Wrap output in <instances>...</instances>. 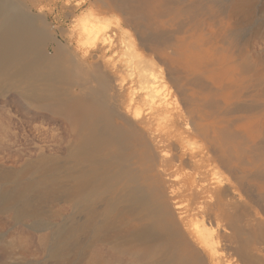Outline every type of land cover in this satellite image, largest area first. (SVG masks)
Instances as JSON below:
<instances>
[{"label": "bare ground", "instance_id": "6f19581e", "mask_svg": "<svg viewBox=\"0 0 264 264\" xmlns=\"http://www.w3.org/2000/svg\"><path fill=\"white\" fill-rule=\"evenodd\" d=\"M168 10L166 0H0V84L20 88L29 102L59 109L72 118L76 136L67 161L42 156L15 174L5 171L1 210L25 221L35 195L67 189L76 199L78 229L101 211L113 228L111 238L119 241L114 248L134 250L137 264H206L208 253L197 242L210 246V230L204 226L192 232L183 227L186 218L199 214L218 229L228 225L240 240L236 251L245 257L248 244L258 237L243 230L233 194L241 187L250 192L253 178H264V145L250 147L243 142V150L239 149L238 133L207 120L206 111L223 109L200 71L201 63L210 60L208 55L198 51L196 42L178 43L165 31L144 37L146 41L161 38L172 48L162 51L169 66L187 60L186 70L194 76L188 82L174 77L175 85L186 95L190 82L199 94L184 98L185 111L157 90L130 94L108 60L122 35L101 15L118 11L124 24L144 31L145 15ZM82 41L89 44L85 51L78 45ZM237 67L236 72L249 68ZM235 70L224 68L219 80ZM66 85L80 87L81 93L74 95ZM136 104L146 106L145 110H134ZM257 149L258 156L248 155ZM186 158L192 160L188 171L183 166ZM245 162L255 170L245 167ZM219 167L230 174L220 173ZM178 173L182 182L167 183L166 175ZM175 195L186 200L183 211L174 209ZM59 216L58 211L49 232L40 235L38 248L55 264H63L65 242L74 234L69 225L63 227ZM262 232L259 236L264 240ZM210 251L213 264H221L223 251L217 247ZM21 253L28 255V243ZM98 258L90 263L100 264Z\"/></svg>", "mask_w": 264, "mask_h": 264}, {"label": "rangeland", "instance_id": "374dc122", "mask_svg": "<svg viewBox=\"0 0 264 264\" xmlns=\"http://www.w3.org/2000/svg\"><path fill=\"white\" fill-rule=\"evenodd\" d=\"M166 1L169 4L168 11L145 15L142 20L144 31L135 25L124 24L123 15L118 11L101 15L106 17L112 27H117L122 35L119 44H115L114 50L108 54L111 68L115 66L112 69L116 70L125 88L132 91L130 94L153 93L157 90L158 94L185 111L184 98L199 94V89L190 82L186 95L178 92L175 85L174 77L188 82L194 76L186 70L187 60L169 66L162 51L171 52L172 48H167L161 38L146 41L144 37L165 31L175 36L178 43L184 42L181 39L196 42L198 51L206 53L210 59L199 66L206 75L204 81L220 97L223 107L222 111H206L207 120L238 133L242 141L236 143L239 149L243 150V142H249L250 147L264 145V0ZM178 9L182 10V15L177 13ZM78 45L81 51L89 47L84 41ZM238 65L249 66L248 71L236 72L239 70ZM227 67L237 70L219 80L222 70ZM69 87L74 95L81 93L80 87ZM69 87L66 85V88ZM233 94H239V97L235 98ZM140 105L136 104L134 110L144 111L146 106L141 105V108ZM75 137L72 118L57 108L29 102L20 88L0 84V187L5 171L15 174L28 164L38 162L42 156L67 161ZM258 152V149L256 152L251 150L248 155L257 153L258 156ZM185 162L184 170H191L192 160L186 158ZM244 166L255 170V166L248 162ZM217 171L224 175L230 174L221 167ZM179 175H166L167 183L177 185L182 182L183 177ZM250 185V192L241 187L233 194L237 212L242 214L243 230L258 237L248 244L245 257L242 252L236 251L240 248V240H236L238 238L228 225L218 229L215 222L209 223L199 214L186 218L183 224L185 229L196 232L206 226L210 230V246L197 242L202 251L208 253L206 264H213L210 254V248L213 247H217L220 253L223 251L221 264H264V240L259 236L264 231V178L254 177ZM67 191L48 190L41 197L35 195L25 221L16 220L0 209V264H55V259L49 258L50 254L38 251V248L40 235L49 232L58 211L63 227L69 225L74 232L65 242L68 249L62 252L63 264L73 261L92 264L90 260L93 257H99L100 264H137L134 250L114 248L119 241L111 238L113 228L101 211L84 229L83 226L78 229L75 220L78 213L76 199ZM173 202L177 206L174 208L176 211L184 210V198L175 195ZM37 220L44 222L46 227L37 224ZM116 227H121V224ZM27 243L28 255L24 256L21 251ZM229 251L231 254H228ZM114 256L117 258L111 260Z\"/></svg>", "mask_w": 264, "mask_h": 264}]
</instances>
